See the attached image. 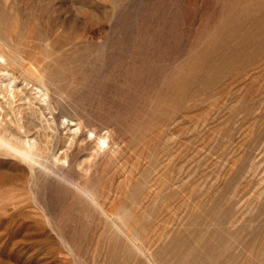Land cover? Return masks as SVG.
<instances>
[{"label": "rangeland", "instance_id": "obj_1", "mask_svg": "<svg viewBox=\"0 0 264 264\" xmlns=\"http://www.w3.org/2000/svg\"><path fill=\"white\" fill-rule=\"evenodd\" d=\"M0 55V264H264V0H0Z\"/></svg>", "mask_w": 264, "mask_h": 264}, {"label": "bare ground", "instance_id": "obj_2", "mask_svg": "<svg viewBox=\"0 0 264 264\" xmlns=\"http://www.w3.org/2000/svg\"><path fill=\"white\" fill-rule=\"evenodd\" d=\"M0 59H3L2 55H0ZM13 61L15 62V60H13ZM26 70L28 73L33 74L32 71H30L28 69H26ZM39 75H40V73H39ZM41 80H43V79L41 78ZM9 88H11L10 89L11 95L13 97H15V92H17V91H15V88L13 86H10ZM39 92H41V90H39ZM15 128H17V129H13L12 127H9V126H1L0 125V148L8 150L14 156L20 158L22 161H24L28 164H35L37 157H38L37 155L39 152V148H38L39 143L37 142V140L35 138H33V140L25 139V140H23V142L22 141L15 142L14 139H12V138H15L17 134H20L18 132V130L25 128V126L17 124ZM29 132H30V130L26 129L25 134H27ZM26 138H28V137H26ZM17 139H19V137H17ZM101 143L105 144V140L102 139ZM80 191L82 194H84L89 199H91L95 204H97L95 199L92 197V195L90 194V192L86 188H80ZM102 212L105 215H107L106 212H104V211H102ZM132 223L137 224L138 219L136 218L135 214L132 211L125 209V208L123 210V213L121 215H119L118 218H115L114 220H112V219L110 220V224H111L110 226H111V229H112V232L114 233V235L117 237H123L126 241L127 246L131 250L138 252L140 254H143V250H142L140 244L136 243V241H137L136 236L131 232L132 228H133ZM253 253H255V252H253ZM261 255H262V253H261ZM255 256H257V255H255ZM146 259L150 264H159V263L155 262V260L153 259L151 254H148L146 256ZM255 260H256V257H255ZM256 263H258L257 260H256Z\"/></svg>", "mask_w": 264, "mask_h": 264}]
</instances>
